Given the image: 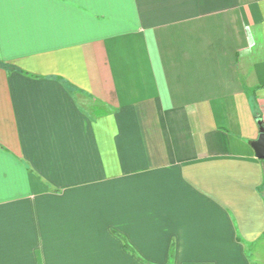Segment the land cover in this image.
Masks as SVG:
<instances>
[{"label": "crops", "instance_id": "1", "mask_svg": "<svg viewBox=\"0 0 264 264\" xmlns=\"http://www.w3.org/2000/svg\"><path fill=\"white\" fill-rule=\"evenodd\" d=\"M264 0H0V264H264Z\"/></svg>", "mask_w": 264, "mask_h": 264}, {"label": "water", "instance_id": "2", "mask_svg": "<svg viewBox=\"0 0 264 264\" xmlns=\"http://www.w3.org/2000/svg\"><path fill=\"white\" fill-rule=\"evenodd\" d=\"M250 146L257 158H264V129L259 128V134L255 140L250 141Z\"/></svg>", "mask_w": 264, "mask_h": 264}, {"label": "trees", "instance_id": "3", "mask_svg": "<svg viewBox=\"0 0 264 264\" xmlns=\"http://www.w3.org/2000/svg\"><path fill=\"white\" fill-rule=\"evenodd\" d=\"M259 128H262V125L260 124Z\"/></svg>", "mask_w": 264, "mask_h": 264}]
</instances>
